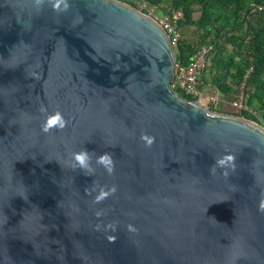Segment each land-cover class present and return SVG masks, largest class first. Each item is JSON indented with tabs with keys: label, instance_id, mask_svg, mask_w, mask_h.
Wrapping results in <instances>:
<instances>
[{
	"label": "water",
	"instance_id": "obj_1",
	"mask_svg": "<svg viewBox=\"0 0 264 264\" xmlns=\"http://www.w3.org/2000/svg\"><path fill=\"white\" fill-rule=\"evenodd\" d=\"M67 3L0 0V264H264V127L175 91L151 15ZM56 111L67 126L44 133Z\"/></svg>",
	"mask_w": 264,
	"mask_h": 264
},
{
	"label": "trees",
	"instance_id": "obj_2",
	"mask_svg": "<svg viewBox=\"0 0 264 264\" xmlns=\"http://www.w3.org/2000/svg\"><path fill=\"white\" fill-rule=\"evenodd\" d=\"M122 1L135 7L137 2L147 1L148 4L155 5L156 9L166 3L170 6V9L165 10L166 13L181 8L183 18L178 22L179 32L183 31L185 25H194L201 31L200 46H213L214 56L209 60V66L202 76L203 91L206 84H210L206 75L210 73L213 75L211 82L214 89L220 96L231 101V96L241 83L246 70H252L247 80L248 106L264 113V0ZM194 13H198V16L194 17ZM228 46L232 47V51H229ZM194 47L180 37L177 46L174 47L176 61L187 64L192 58ZM185 98L191 101V98ZM219 106L212 110L243 118L264 127V121L261 122L250 112H239L234 109L233 112H226L220 109L221 102Z\"/></svg>",
	"mask_w": 264,
	"mask_h": 264
},
{
	"label": "built area",
	"instance_id": "obj_3",
	"mask_svg": "<svg viewBox=\"0 0 264 264\" xmlns=\"http://www.w3.org/2000/svg\"><path fill=\"white\" fill-rule=\"evenodd\" d=\"M137 6L146 10L147 14L154 17L157 22L167 32L171 45L177 46L181 34L178 30V22L183 18L181 9H176L170 13L155 16V5L148 4L147 1L137 2ZM213 52V46H196L193 48L192 58L187 64H181L175 60L173 69L172 88L178 93L184 94L185 97L191 98L192 102H196L200 106L213 109L219 108L220 99L210 96L203 91L202 76L209 66V58ZM252 70L247 71L244 76V82L239 87L230 101L232 109L239 112H250L248 106L249 93L247 80L250 78Z\"/></svg>",
	"mask_w": 264,
	"mask_h": 264
},
{
	"label": "clouds",
	"instance_id": "obj_4",
	"mask_svg": "<svg viewBox=\"0 0 264 264\" xmlns=\"http://www.w3.org/2000/svg\"><path fill=\"white\" fill-rule=\"evenodd\" d=\"M44 0H35V3L37 5L43 4ZM61 5H63V9H61ZM69 5L67 3V0H53V8L54 10L57 11H66L68 9ZM41 112L46 113L47 109L44 107H41L40 109ZM68 124V121L65 119L63 114L59 111H56L55 114L47 115V118L45 122L42 124V131L44 133H50L52 130H63ZM142 140L145 141L146 147H151L152 143L154 142V138L148 137L147 135H143L141 137ZM73 159L75 161L73 167H78L82 170L85 171V174H90L92 169H91V155L90 152L86 149H83L80 152L73 153ZM235 157L233 155H227L223 157L222 159H219L217 161V164L222 167V168H232L234 170L235 168ZM96 163L99 165H102L107 173L109 175H112L115 170V162L113 159V156L111 153L105 152L102 155L97 156L96 158ZM213 168V172H214ZM227 172H225V176H227ZM116 187L113 186L109 190L105 191L104 189H101L99 194L95 198V202L99 203L106 199L109 195L115 194L116 192ZM259 211L264 212V200H261L260 205H259ZM97 215H101L100 213H97ZM99 227V226H98ZM108 227L113 228L114 230V225H109ZM128 230L135 232L137 229L132 226L128 225ZM112 238H110L111 240Z\"/></svg>",
	"mask_w": 264,
	"mask_h": 264
},
{
	"label": "rangeland",
	"instance_id": "obj_5",
	"mask_svg": "<svg viewBox=\"0 0 264 264\" xmlns=\"http://www.w3.org/2000/svg\"><path fill=\"white\" fill-rule=\"evenodd\" d=\"M136 8L141 10V11H143V9H141V7H139V6H136ZM168 8L170 9V6H168L166 3H163L160 8L155 10L154 15L155 16H161L162 14H166L165 10L168 9ZM178 9H181V8H178ZM145 13H147V12H145ZM193 16L197 17L198 13H194ZM200 32H201L200 29L195 27L194 25H190V26H186L185 25V26H183V31L181 32V30H180L181 37H183V39L187 43L191 44V46H193V47L194 46H200V44H201ZM228 48H229V51H232V47L231 46H228ZM213 56L214 55L212 54V56L210 57L209 60H211L213 58ZM247 71L248 70H246V72L244 73L243 78L241 80V83L238 84L235 93L239 90V87L244 82V76L247 73ZM206 75H207V78L209 79V83H210L209 85H211V87H214L212 82H211L213 75L210 74V73H206ZM235 93L233 94V96L235 95ZM233 96H231V97H233ZM250 111H251V114H253L261 122L264 121V113H262V111H260L259 109H256V108L255 109H250ZM260 126H262V125H260Z\"/></svg>",
	"mask_w": 264,
	"mask_h": 264
},
{
	"label": "crops",
	"instance_id": "obj_6",
	"mask_svg": "<svg viewBox=\"0 0 264 264\" xmlns=\"http://www.w3.org/2000/svg\"><path fill=\"white\" fill-rule=\"evenodd\" d=\"M204 92L210 96L220 98L221 103H222V107L220 109H222L223 111H226V112L233 111L232 106L230 104V100L229 99L226 100L225 97L220 96L217 90H215L214 87H211V85L206 84V88L204 89Z\"/></svg>",
	"mask_w": 264,
	"mask_h": 264
}]
</instances>
